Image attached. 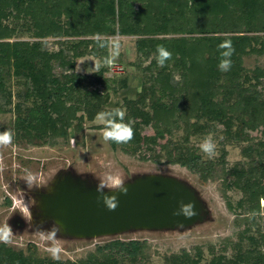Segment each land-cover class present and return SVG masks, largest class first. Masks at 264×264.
I'll use <instances>...</instances> for the list:
<instances>
[{
	"label": "trees",
	"instance_id": "1",
	"mask_svg": "<svg viewBox=\"0 0 264 264\" xmlns=\"http://www.w3.org/2000/svg\"><path fill=\"white\" fill-rule=\"evenodd\" d=\"M22 34L34 40H19ZM115 36L136 38L139 64L145 65L136 98L117 107L134 138L109 141L111 147L129 145L143 162L178 165L208 181L215 161L203 160L191 137L221 127L222 145L244 144L240 153L247 167L226 169L225 153L220 159L224 186L241 194L240 239L231 258L220 255L208 264H264V70L250 71L243 62L264 56V0H0V112L12 103L11 81L24 86L11 110L15 138L53 145L69 129L80 131L83 122L112 110L104 108L109 88L91 89L102 70L77 73L75 60H106L108 38ZM48 38L69 40L50 51ZM158 45L172 54L164 67L157 64ZM231 49V67L220 71L221 53ZM153 121L154 130L146 133ZM179 129L184 135L174 139ZM169 148L173 155L165 157ZM222 197L231 210L226 192ZM142 246L112 240L73 263L39 259L0 243V264H141ZM163 264H200V252L192 257L183 250Z\"/></svg>",
	"mask_w": 264,
	"mask_h": 264
},
{
	"label": "rangeland",
	"instance_id": "2",
	"mask_svg": "<svg viewBox=\"0 0 264 264\" xmlns=\"http://www.w3.org/2000/svg\"><path fill=\"white\" fill-rule=\"evenodd\" d=\"M134 37L115 36L108 38V58L111 60L113 51L118 46V55L111 63L99 60L91 56H85L75 60V71L80 74L91 75L102 70L103 76L100 82L94 84L91 89H100L107 86L108 101L104 108L111 110L122 105L123 100L135 99L143 84L142 66L139 64V56L135 49ZM19 40L33 41L26 34H22ZM69 40L66 38L45 39L46 48L56 51L59 42ZM72 40V39H70ZM244 66L252 71L256 67L264 70V56H247L244 58ZM58 74L59 70H55ZM13 99L11 105L0 112V132L9 130L12 133V143L7 147H0V226L10 225L13 230L11 242L5 244L16 252L25 255L32 254L39 259H52L46 251L50 242L42 240L35 232L37 227L48 229L55 220L48 217L45 212L43 196L55 191L59 180L70 177L72 182L83 181L87 187L96 189L97 180L106 172L119 174L126 186L144 178L163 176L183 183L195 194L202 210V218L189 226H177L164 229L136 228L115 234H107L90 238L70 236L61 226L58 233V243L62 249L59 261L78 262L93 252L97 246H102L112 240L143 244V255L139 257L141 264H163L164 258L172 254H179L183 250L192 257L200 252V264H208L213 257L224 255L231 258L235 253L234 245L240 239L241 211L237 208V201L241 194L234 188H226L222 182L221 156L225 153V167L231 168L234 164L247 167V161L241 156V145H222L224 138L221 127L206 134L191 137V144L197 147L198 154L203 160L215 161L216 164L213 179L202 181L199 177L178 165L153 164L143 162L133 154L129 145H118L112 148L109 141L103 139L104 123L97 118L93 122H83L82 129L75 131L69 129L67 136L59 138L53 145L42 143H29L23 139L15 138L13 124L15 113L12 105L17 102L15 93L23 90L24 86L11 81ZM4 104V99H0ZM195 118L191 115L190 127L195 124ZM202 122V121H200ZM155 122H151L145 129L146 133L154 130ZM256 135V133H252ZM179 129L173 134L174 139L183 136ZM211 136L215 144L214 154L209 158L203 153L199 145L205 137ZM257 136L259 134L257 133ZM173 155L169 148L164 152L167 157ZM25 169L36 174V187L28 188L24 181ZM107 192V190H106ZM226 192V200L231 204L229 210L222 197ZM111 193V192H108ZM264 203L261 202V205ZM32 216V221L29 216ZM240 226V227H238ZM230 240V245L225 246L224 240ZM2 243V242H0ZM248 242L243 241L246 247Z\"/></svg>",
	"mask_w": 264,
	"mask_h": 264
},
{
	"label": "water",
	"instance_id": "3",
	"mask_svg": "<svg viewBox=\"0 0 264 264\" xmlns=\"http://www.w3.org/2000/svg\"><path fill=\"white\" fill-rule=\"evenodd\" d=\"M127 194H115L118 207L109 211L96 189L70 177L59 180L53 193L43 196L44 212L59 222L66 234L90 238L129 229L189 226L202 218L201 205L183 183L163 176L144 177L127 185ZM194 204L196 215H174L181 204Z\"/></svg>",
	"mask_w": 264,
	"mask_h": 264
},
{
	"label": "clouds",
	"instance_id": "4",
	"mask_svg": "<svg viewBox=\"0 0 264 264\" xmlns=\"http://www.w3.org/2000/svg\"><path fill=\"white\" fill-rule=\"evenodd\" d=\"M220 48L229 47L230 44H221ZM230 51L222 52L223 57L218 68L220 71H228L231 67V61L227 57H230ZM157 55L156 60L159 67H164L165 62L170 60L172 57L171 52H169L164 46L158 45L156 49ZM116 55H118V46L113 51L111 60H114ZM111 60H106L105 63H111ZM125 111L120 108H114L111 111L101 112L97 115V119L104 123L103 129V139L105 141H111L116 144H125L130 142L134 138V130L130 123H124ZM12 133L9 130L0 132V147H7L12 143ZM200 150L211 158L214 154L215 144L211 136L205 137L203 142L199 145ZM24 181L28 188H38L36 187L37 176L31 171L25 169ZM107 192L111 193H121L127 194L128 188L125 181L120 177L119 174H113L111 172H106L103 176L97 180L96 191L99 194V199L102 200L104 205L109 211H114L118 207V199L115 194L108 195ZM194 204H181L180 209L174 213V215H183L185 218H191L196 215ZM29 220L32 221V216L30 214ZM182 227V225H180ZM61 231V225L59 222L53 223L50 228L44 229L42 227H37L35 232L40 236L42 240L50 242V246L46 248V251L51 255L52 259L59 260L60 254L62 252L61 247L58 243V233ZM13 235V230L7 223L0 226V242L8 244L11 242Z\"/></svg>",
	"mask_w": 264,
	"mask_h": 264
},
{
	"label": "flooded vegetation",
	"instance_id": "5",
	"mask_svg": "<svg viewBox=\"0 0 264 264\" xmlns=\"http://www.w3.org/2000/svg\"><path fill=\"white\" fill-rule=\"evenodd\" d=\"M86 185V184H85Z\"/></svg>",
	"mask_w": 264,
	"mask_h": 264
}]
</instances>
